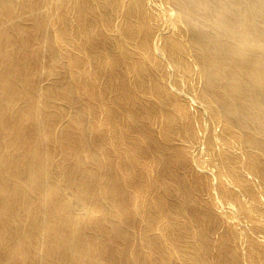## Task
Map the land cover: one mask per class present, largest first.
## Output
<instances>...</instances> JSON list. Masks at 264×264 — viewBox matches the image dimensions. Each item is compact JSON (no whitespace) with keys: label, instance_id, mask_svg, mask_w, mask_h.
Masks as SVG:
<instances>
[{"label":"bare ground","instance_id":"6f19581e","mask_svg":"<svg viewBox=\"0 0 264 264\" xmlns=\"http://www.w3.org/2000/svg\"><path fill=\"white\" fill-rule=\"evenodd\" d=\"M0 264H264V0H0Z\"/></svg>","mask_w":264,"mask_h":264}]
</instances>
